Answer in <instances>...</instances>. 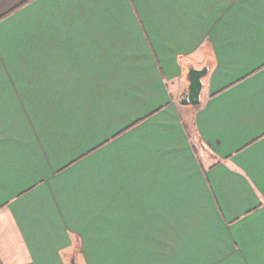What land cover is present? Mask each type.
Returning a JSON list of instances; mask_svg holds the SVG:
<instances>
[{
	"label": "crops",
	"instance_id": "crops-1",
	"mask_svg": "<svg viewBox=\"0 0 264 264\" xmlns=\"http://www.w3.org/2000/svg\"><path fill=\"white\" fill-rule=\"evenodd\" d=\"M73 255L264 264V0H32L0 20V264Z\"/></svg>",
	"mask_w": 264,
	"mask_h": 264
},
{
	"label": "water",
	"instance_id": "water-1",
	"mask_svg": "<svg viewBox=\"0 0 264 264\" xmlns=\"http://www.w3.org/2000/svg\"><path fill=\"white\" fill-rule=\"evenodd\" d=\"M210 72V64L205 65L202 68L192 67L189 69L187 79L189 81L188 92L184 95L182 104L197 106L201 103L202 92L204 88L203 79ZM71 264H77L75 261V255L72 256Z\"/></svg>",
	"mask_w": 264,
	"mask_h": 264
},
{
	"label": "trees",
	"instance_id": "trees-1",
	"mask_svg": "<svg viewBox=\"0 0 264 264\" xmlns=\"http://www.w3.org/2000/svg\"><path fill=\"white\" fill-rule=\"evenodd\" d=\"M31 1H32V0H27L26 2L22 3L21 5H19L18 7H16L15 9H13V10L10 11L9 13H7L6 15L2 16V17L0 18V20H2V19H4V18L8 17L10 14H12V13L15 12V11H17L19 8L25 6L27 3L31 2ZM198 107H199V105L195 106L194 109H197ZM190 118H191V117H190ZM191 120H192V118H191ZM75 251H76V250H75Z\"/></svg>",
	"mask_w": 264,
	"mask_h": 264
},
{
	"label": "rangeland",
	"instance_id": "rangeland-1",
	"mask_svg": "<svg viewBox=\"0 0 264 264\" xmlns=\"http://www.w3.org/2000/svg\"><path fill=\"white\" fill-rule=\"evenodd\" d=\"M182 101H183V98H182L181 101L178 103L179 106H181V107H190V108L194 109L195 106H191V105H189V106H187V105H183V104H182ZM187 113H188V112H187ZM188 114H189V113H188ZM188 114H187V115H188ZM187 119H188V117H187ZM189 119H190V118H189Z\"/></svg>",
	"mask_w": 264,
	"mask_h": 264
}]
</instances>
